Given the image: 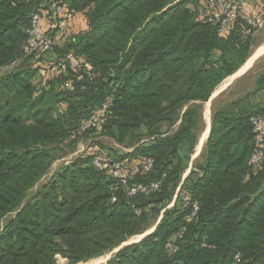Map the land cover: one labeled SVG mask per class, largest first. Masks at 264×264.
<instances>
[{
    "label": "trees",
    "instance_id": "obj_1",
    "mask_svg": "<svg viewBox=\"0 0 264 264\" xmlns=\"http://www.w3.org/2000/svg\"><path fill=\"white\" fill-rule=\"evenodd\" d=\"M40 1L0 0V69L12 66L0 74V264H59V257L86 263L145 233L152 216H160L156 228L107 264H264V160L259 167L249 162L251 116L262 109L239 100L215 110L184 177L201 131V103L251 53L246 22L240 18L223 37L202 17L201 0H63L75 17L85 13L87 27L49 52L25 55L30 13ZM49 53H73L96 75L82 64L36 82ZM64 81L69 90L60 91ZM108 96L102 133L137 146L141 156L129 163L154 159L129 185L160 187L129 194L85 155L40 185L60 143L100 128L80 126ZM194 203L199 208L189 220Z\"/></svg>",
    "mask_w": 264,
    "mask_h": 264
},
{
    "label": "built area",
    "instance_id": "obj_2",
    "mask_svg": "<svg viewBox=\"0 0 264 264\" xmlns=\"http://www.w3.org/2000/svg\"><path fill=\"white\" fill-rule=\"evenodd\" d=\"M241 0H204L203 15L205 20L212 24L219 35L228 33L241 18ZM75 11L63 0H42L30 13V25L27 29V40L24 44V54H40L51 51L61 39H66L72 34ZM246 26L243 31V38L252 37L257 29V22L252 17L245 18ZM84 64V60L73 53H67L61 59L45 64L44 69L48 74H59L67 66L78 68ZM86 75H96L94 66L91 63L84 64ZM69 85V81L65 82ZM112 104V98L106 97L99 112L94 113L85 119L80 128L82 131L100 127ZM253 128V150L249 159L250 164L259 167L264 160V109L251 116ZM95 167L102 168L113 178L119 179L125 185L129 194L150 193L160 187L158 182L137 183L129 185L130 179L139 173L149 172L154 164V159L143 156L134 163L127 159L103 157L100 155L92 158ZM184 201H189L190 196L182 195ZM198 204H192V211L189 220H193L198 211ZM240 260V256H236Z\"/></svg>",
    "mask_w": 264,
    "mask_h": 264
},
{
    "label": "rangeland",
    "instance_id": "obj_3",
    "mask_svg": "<svg viewBox=\"0 0 264 264\" xmlns=\"http://www.w3.org/2000/svg\"><path fill=\"white\" fill-rule=\"evenodd\" d=\"M62 43V42H60ZM61 45V44H60ZM45 62H53L56 61L57 59L55 58L54 54L48 55V57L44 58ZM36 61V59L34 60ZM42 62L38 65H40V71L39 75L36 78V82H40L41 84L45 83L46 81L50 79H55L58 77L59 74H48L46 70L43 67V60ZM46 63V64H47ZM12 69V66L10 67H3V69H0V74L5 73L7 71H10ZM228 80H226L224 83H226ZM66 81L62 82L59 84V90L60 91H67V86L65 84ZM224 84H220L217 88L222 86ZM260 84L256 82V73L253 69V71L247 72L244 76L241 78L237 79L235 82H233L226 90L221 92L217 97L212 99L210 102L209 100L206 102L201 103L202 104V110H203V122L201 125V131L199 133V138L197 141V144L194 148L191 160L189 162V169L186 171L184 177L186 176L187 172L190 171L191 166L194 163V160L200 155L204 144L206 143L207 139L204 140V144L201 142V137L203 136L204 131H206V128L208 126L209 129V123L212 120V116L215 112V110L219 109V107H225L228 105V103L232 101H239L243 100L241 104L246 105L247 98H252L256 95L258 89H259ZM217 90V89H216ZM253 101V99H252ZM65 106L61 105L59 110L62 111ZM260 109V108H258ZM207 110H209V123L207 125V119H208V113ZM99 111V110H98ZM103 125L102 127L95 129L93 132L89 133L86 136L80 137L77 141H74L73 139L75 138H68L65 139L62 143H60V146L62 148V151H60L59 157L53 162L49 173L41 180L39 183L40 185L44 184L49 180V178L53 175L55 171H57L58 168H60L62 165L70 162L72 159H75L77 157H81L83 155L88 156L93 158L94 156L100 155L103 157H111V154L115 157H123L125 159H136L138 156L137 154H141L140 152L134 151V149L137 146L133 147H123L120 145L115 139L106 136L102 133ZM202 146V147H201ZM201 148L200 152L199 149ZM137 149V148H136ZM199 152V154L196 156V154ZM181 184L177 187L176 193L174 198H176V195L178 191H180ZM174 204V201H172L171 205ZM160 220V216L154 217L152 216L149 219V229L147 231L153 229L158 221ZM3 222L0 226L2 227ZM146 231V232H147ZM143 233H141L142 235ZM137 236H140L137 235ZM137 236L132 237L129 241L132 240H137ZM176 239V236L173 238V241ZM173 248H175L174 242H172L169 245V250L172 252ZM112 256L111 253H107L105 255H102L94 260H91L86 263H79V264H107L108 259ZM59 264H67L64 259L59 257Z\"/></svg>",
    "mask_w": 264,
    "mask_h": 264
},
{
    "label": "crops",
    "instance_id": "obj_4",
    "mask_svg": "<svg viewBox=\"0 0 264 264\" xmlns=\"http://www.w3.org/2000/svg\"><path fill=\"white\" fill-rule=\"evenodd\" d=\"M174 1H178V0H174ZM201 1H202V5L199 6V9L201 11L202 17H204L203 15L204 0H201ZM240 8H241L240 22L245 21L246 17H252L258 24L257 29L254 35L252 36V48H251L252 50L247 60L253 56H256V57H254L252 63L242 73L238 75H234L235 74L234 73L233 77L231 76L232 78L227 77V79H225L221 83L224 85L220 86L215 91V96L213 97V99L217 97L221 92L226 90L228 86H230L237 79L244 76L247 72L251 70L253 71L254 69L256 73V82L259 83L260 86H259V89L256 95H254L255 98L254 97L252 98V96L251 98H247L246 103L247 104L249 103V108H255L256 110L258 108H261L263 110L264 109V0H241ZM236 25L237 24H235L228 33L223 35V37L229 36ZM86 27H87V22H86L85 13L77 12L74 23H73L72 30L74 31V33H77L85 29ZM247 60L245 62H247ZM242 65L239 68H241ZM226 80L228 81L224 83Z\"/></svg>",
    "mask_w": 264,
    "mask_h": 264
},
{
    "label": "water",
    "instance_id": "obj_5",
    "mask_svg": "<svg viewBox=\"0 0 264 264\" xmlns=\"http://www.w3.org/2000/svg\"><path fill=\"white\" fill-rule=\"evenodd\" d=\"M215 96V92L212 94V96L210 97V99H209V102L213 99V97ZM210 132H211V121H210V125H209V133H208V136H207V138L209 137V134H210ZM206 138V139H207ZM203 144H204V140H203V142H202ZM202 147V146H201ZM200 150H201V148L199 149V152H200ZM199 152L196 154V156L199 154ZM190 172V171H189ZM188 172V173H189ZM187 173V174H188ZM186 174V175H187ZM159 222V221H158ZM158 224V223H157ZM156 224V225H157ZM156 228V226L153 228V229H151V230H149V231H147V232H145V233H143L142 235L140 234V237L137 239V240H132V241H126V242H124L122 245H120L119 247H117L112 253H115V252H117L119 249H121L123 246H125V245H128V244H131V243H134V242H138V241H140L143 237H145L147 234H149V233H151L154 229Z\"/></svg>",
    "mask_w": 264,
    "mask_h": 264
},
{
    "label": "bare ground",
    "instance_id": "obj_6",
    "mask_svg": "<svg viewBox=\"0 0 264 264\" xmlns=\"http://www.w3.org/2000/svg\"><path fill=\"white\" fill-rule=\"evenodd\" d=\"M260 52V51H259ZM254 57H256V56H253V57H251V58H249L248 60H247V62H245L243 65H242V67L241 68H239L238 70H237V72H235V74L234 75H238V74H240V73H242L251 63H252V61H253V59H254ZM233 77V74L232 75H230L229 76V78L230 77ZM231 77V78H232ZM227 79V78H226ZM206 113H208V119H207V125H208V123H209V110H207V112ZM208 126H207V128H206V131H204V133H203V136L201 137V142L203 141V140H205L206 138H207V136H208ZM188 173V172H187ZM140 236H137V238H139ZM132 239V238H131Z\"/></svg>",
    "mask_w": 264,
    "mask_h": 264
}]
</instances>
